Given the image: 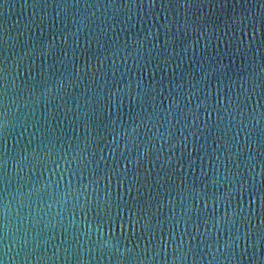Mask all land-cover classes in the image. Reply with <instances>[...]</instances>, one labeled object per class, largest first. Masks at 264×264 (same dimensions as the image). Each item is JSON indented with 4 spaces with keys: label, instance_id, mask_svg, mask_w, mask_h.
Masks as SVG:
<instances>
[{
    "label": "water",
    "instance_id": "1",
    "mask_svg": "<svg viewBox=\"0 0 264 264\" xmlns=\"http://www.w3.org/2000/svg\"><path fill=\"white\" fill-rule=\"evenodd\" d=\"M0 264H264V0H0Z\"/></svg>",
    "mask_w": 264,
    "mask_h": 264
}]
</instances>
